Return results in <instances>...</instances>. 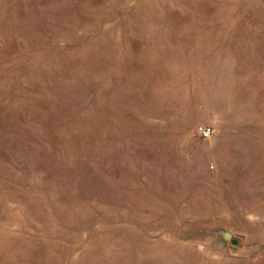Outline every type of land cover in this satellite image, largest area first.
<instances>
[{
  "label": "rangeland",
  "instance_id": "rangeland-1",
  "mask_svg": "<svg viewBox=\"0 0 264 264\" xmlns=\"http://www.w3.org/2000/svg\"><path fill=\"white\" fill-rule=\"evenodd\" d=\"M0 264H264V0H0Z\"/></svg>",
  "mask_w": 264,
  "mask_h": 264
},
{
  "label": "built area",
  "instance_id": "built-area-1",
  "mask_svg": "<svg viewBox=\"0 0 264 264\" xmlns=\"http://www.w3.org/2000/svg\"><path fill=\"white\" fill-rule=\"evenodd\" d=\"M198 130L203 138L209 137L212 132V129L208 126H201Z\"/></svg>",
  "mask_w": 264,
  "mask_h": 264
},
{
  "label": "water",
  "instance_id": "water-1",
  "mask_svg": "<svg viewBox=\"0 0 264 264\" xmlns=\"http://www.w3.org/2000/svg\"><path fill=\"white\" fill-rule=\"evenodd\" d=\"M224 236H225L226 238H229L232 244H236V243H237V240H235V239H231V235H230L229 232H225V233H224Z\"/></svg>",
  "mask_w": 264,
  "mask_h": 264
}]
</instances>
